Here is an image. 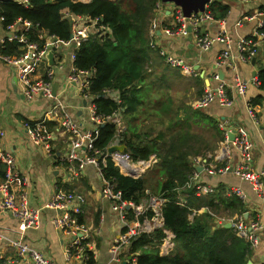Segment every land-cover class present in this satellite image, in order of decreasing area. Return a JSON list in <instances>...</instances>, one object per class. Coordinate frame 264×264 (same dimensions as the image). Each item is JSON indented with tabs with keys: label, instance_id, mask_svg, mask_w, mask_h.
<instances>
[{
	"label": "trees",
	"instance_id": "obj_1",
	"mask_svg": "<svg viewBox=\"0 0 264 264\" xmlns=\"http://www.w3.org/2000/svg\"><path fill=\"white\" fill-rule=\"evenodd\" d=\"M158 1L29 0V5L24 7L6 0L0 1V16L3 26L17 18L29 21L31 40L38 39L35 33L39 29L59 39L69 38L72 21L63 15L64 10L99 16L108 25L105 36H90L81 42L75 65L82 70L94 69L88 93L93 96L97 112L100 115H110L115 110L121 112L126 125L120 130V143L125 144V152L133 161L147 160L152 154L156 161L134 177L122 174L106 156L104 163H100L102 175L122 192L124 200L138 204L149 195L166 199L161 205L163 226L151 232L141 230L130 242L129 252L136 258L132 264H246L250 253L248 243L233 227L214 224L211 215L220 214L217 202L231 209L227 212L230 216L242 212L243 202L235 195L229 199L221 197L219 189L220 192L198 196L192 187L184 186L194 169L192 158L213 151L216 141L221 140V133L217 122L202 108L192 107L183 96L173 97V78L183 81L184 75L168 71L166 66L147 73V66H154L155 57H160L148 45V25ZM209 9L220 18L227 7L213 0ZM19 45L17 40L5 39L2 51L18 54ZM256 76L258 88L264 90V69H259ZM104 89L116 90L121 102L109 98ZM201 91L199 87L198 92ZM261 98L256 95L249 100V105L260 104ZM116 131L114 122L100 123L92 135L93 148L104 152L114 141ZM1 164L0 161V175H3ZM179 196L185 197L184 204L176 202ZM202 207L207 211L199 212ZM79 219L82 221L81 216ZM163 227L174 234V250L165 255L158 249L165 235ZM87 252L88 264H92L93 254Z\"/></svg>",
	"mask_w": 264,
	"mask_h": 264
},
{
	"label": "built area",
	"instance_id": "obj_2",
	"mask_svg": "<svg viewBox=\"0 0 264 264\" xmlns=\"http://www.w3.org/2000/svg\"><path fill=\"white\" fill-rule=\"evenodd\" d=\"M24 7L29 5V0H12ZM82 1V0H81ZM89 1V0H88ZM205 4L202 12H191L188 16L182 13V10L175 5L170 4V13L173 16V25L168 26L161 23V17L164 14L162 1L155 4L153 16L150 19L148 27V45L164 62L171 68H177L182 74L196 75L192 63L184 57L170 51L164 45L158 43L157 32L161 31L166 36L176 34L192 36L193 42L200 51H207L218 44L217 58L215 66L230 64L229 58L231 51L243 60H249L256 52V36L260 34L264 37V16L259 19L254 14H244L236 24L241 21H255V37L233 36L224 27H218L213 30L208 26L215 22L222 23V19L216 18L209 4ZM255 2L259 0H244ZM256 14L264 15V7L256 8ZM64 16L72 21L71 34L69 38L59 39L53 35H47L44 30H36L37 40H31L28 37L32 24L27 20L17 18L12 23L3 26L8 32L9 38L17 40L21 50L18 54H8L2 51L5 39H0V62L10 66L14 72L16 80L20 86V91L24 99L28 102L36 98L49 100V105L43 115L38 119L25 120L23 122L26 128L27 136L30 141L39 144L49 154L52 153V141L59 130L68 133L72 145L70 157L77 160L76 172L83 169L86 163H92L96 166L98 175L102 179L101 194L111 202V209L118 215V220L125 230L119 234V237L109 247L110 256L104 264H132L136 258L129 252V244L141 231L137 225H130L125 218V211L128 207L133 208L135 216L142 211L141 205H135L131 201L122 198V192L114 188V183L105 179L102 175L100 163H104L105 157L109 156L116 163H121L127 170L134 168L135 161L132 160L129 153L123 151H113L107 153V147L114 144H120V114L115 110L110 115H100L93 102V96L88 93L90 80L94 74V69L82 70L75 65L76 51L81 42L90 36L98 38L108 33V25L105 24L99 16H87L69 13L64 10ZM3 17L0 16V21ZM54 49L60 51L68 50L69 68L67 72V83H74L82 95L86 98V110L92 127L83 129L76 123L69 114L66 105L58 95H52V80L54 70L52 66L46 65V54L48 50ZM235 49V50H234ZM56 51V52H57ZM45 63L43 73L38 74V67ZM53 64V63H52ZM61 67V63L57 64ZM232 66V76L229 80L220 78L215 72L213 85H206L201 95L195 99L193 105L198 108H206L211 103H217L220 107L229 108L233 105L234 99L231 93L245 97L247 92V81L238 73L234 64ZM250 82L255 86L259 85V79L254 75ZM104 94L116 102H121L119 93L116 90L104 89ZM248 113L255 119L253 107L247 102ZM59 117L60 128L52 130L48 124L49 120ZM110 120L116 125L115 139L102 152L94 149L92 146V135L97 130V126L103 121ZM217 126L220 129L221 140L219 147L212 153L205 156H195L192 158L193 170L186 180L184 186L192 187L195 193H212L215 191L213 185L204 183L201 173L215 176L230 171L239 180L249 183L254 193L264 199V167L256 170L252 166L250 150L252 141L250 140L249 130L241 124L231 127L228 119L221 118L217 120ZM234 129V137L229 139V133ZM4 129L0 126V161L3 165V175L0 181V211H6L13 216L17 222V236L7 239L8 247L14 249L15 256L7 255L1 246L4 236L0 234V264H55L53 259L43 252L29 246L23 241V235L28 228L39 226L41 208L53 209L51 222L55 230L69 237L68 241L62 246V252L66 260L77 259L78 264H88L90 251L86 238L90 227L80 221L79 217L83 213V206L86 203L84 193L74 189H56L50 199L42 207H33L28 199V183L26 176L21 173L16 165L14 156L10 151L4 148L2 140ZM264 136V134H263ZM264 139V137H263ZM84 147L86 152L83 157L78 156L77 149ZM138 161V160H137ZM219 162L218 165L215 163ZM198 167V168H196ZM225 192L228 195H235L240 200L246 199L245 191L237 185L229 186ZM165 198L154 196L150 199L146 209L154 210L161 214V205ZM178 204H182L178 199ZM145 208V206H143ZM213 216V214H211ZM216 225L231 223L235 233L242 237L249 245L250 250L259 247L264 239V222L258 219H245L242 213H236L228 218L215 215ZM94 255V254H93ZM94 258V256H93ZM131 258V262L128 260ZM92 264H96L94 261Z\"/></svg>",
	"mask_w": 264,
	"mask_h": 264
},
{
	"label": "crops",
	"instance_id": "obj_3",
	"mask_svg": "<svg viewBox=\"0 0 264 264\" xmlns=\"http://www.w3.org/2000/svg\"><path fill=\"white\" fill-rule=\"evenodd\" d=\"M218 1L226 5L227 9L225 15L219 18L222 19V23L215 22L211 25L208 24L211 29L215 30L220 26L222 28L224 27L233 36L255 37L256 34H254V31L256 26L254 20L241 21L240 24H236V22L244 14H254L256 19L263 17L264 15L262 14H256L255 10L260 6H262L260 8L264 7V0L255 2H247L244 0ZM162 9H164L165 15L161 17V23H166L168 26L173 25L170 4L165 3L162 5ZM0 39H12L9 38V34L3 28L1 21ZM156 39L158 43L192 63L197 74H183L186 81H182V84L185 83V85H183V89L181 90L184 94L186 91L195 92V90L199 93V87L203 91L206 85H213L215 83L213 74L215 72L218 73L219 70H221L223 78L229 80L233 73L231 65L234 64L236 66L238 73L247 81L245 97L232 92L231 95L234 103L231 107H220L217 103H211L202 109L216 122L218 119L225 118L229 120L231 127L238 124L244 125L249 130L250 140L252 141L250 150L252 166L256 170L262 169L264 167V90L252 84L250 79L257 74L259 69H264V37L260 34L256 36V52L249 60L241 59L232 50V56L228 59L230 64L225 63L218 67L215 66L218 44L207 51H200L194 44L192 36L189 34L166 36L161 31H158ZM160 58L163 60L161 56ZM52 62L53 64L50 65L47 60L46 65L52 66L54 70L52 85L55 82L58 83L56 94L63 100L69 114L76 123L83 129L91 128L92 122L89 120L85 107L86 98L74 83H67L66 76L69 68L68 50L62 49L55 52ZM59 63H61V67L57 66ZM165 66L169 71L181 73L179 69L171 68L166 63ZM44 69L45 63H41L38 67V74L43 73ZM258 94L262 98L260 104L252 106L255 114V119H253L248 113L247 102ZM194 97L196 98V96ZM194 101H192V104ZM185 102L188 103L189 101L185 100ZM49 103V100L44 98H36L30 102L26 101L20 91V86L12 68L0 62V126L5 131L2 143L4 148L14 156L18 170L27 178L30 205L33 207H42L58 188L74 189L84 193L86 203L83 206L81 218L82 222L90 227L86 242L88 243L90 251L94 254L93 259L96 264H104L110 256V245L125 230V226L120 224L117 213L111 209L110 200L100 192L102 179L98 175L96 166L92 163H86L83 169L78 173L76 172L78 162L74 160L75 158L73 156L70 157L72 145L68 133L59 130L53 139L52 153L54 152V155H49L41 145L29 140L23 122L41 117ZM119 114L121 117L120 111ZM48 124L52 130L59 129V117H54L52 120H49ZM125 125L121 117L120 125L117 128L124 130ZM218 145L219 141H216V147L213 151L208 150V152L212 153L217 150ZM77 151L78 156L83 157L86 149L81 147ZM155 161L156 156L152 154L147 160L135 161L134 168L130 170H127L121 163H115V165L119 167L122 174L130 175L129 173H131L133 174L131 176L136 177L141 175ZM215 164L218 165L219 162ZM1 166L3 171V165L1 164ZM201 178L204 183L215 187L214 192L222 191L221 197L226 199L232 197V195H228L225 192L229 186H240L246 193V199L244 201L241 200L243 202L241 213L244 218L258 219L264 222V199H261L254 193L248 182L239 180L230 171L215 176L202 172ZM1 179L2 175H0V181ZM214 192L196 193V195L205 196L213 194ZM152 196L154 195H149L140 203L135 204L142 206V211L138 216H135L133 208H127L125 218L128 224L137 225L140 230L145 232H151L163 226L162 215L154 210L146 209ZM177 199L182 204L186 202L183 196H179ZM217 203L220 207V213L227 214L231 210L228 207L223 208L220 202ZM204 211H207L206 207L199 209V212ZM54 214L55 211L53 209L41 208L39 226L36 228H28L23 235V241L29 246L50 256L55 264H78L77 259L66 260L63 255L62 246L68 241L69 237L54 229L51 222ZM212 217L213 223L216 224L215 214ZM16 230L17 222L15 218L6 211H0V234L4 236L1 246L7 255L15 256L14 249L7 245V239L17 236ZM163 231L165 235L158 245L161 255L168 254L174 250V234L171 230L164 227ZM248 260L252 261V264H264V239L257 249L250 250Z\"/></svg>",
	"mask_w": 264,
	"mask_h": 264
},
{
	"label": "water",
	"instance_id": "obj_4",
	"mask_svg": "<svg viewBox=\"0 0 264 264\" xmlns=\"http://www.w3.org/2000/svg\"><path fill=\"white\" fill-rule=\"evenodd\" d=\"M0 1H6V0H0ZM162 2L166 3V4H172L175 6H178L181 10L182 13L185 16H188L191 12H202L205 8V4L207 2H209L210 0H161ZM56 52V50L54 49H50L48 50L47 54H46V58L48 60V63L50 65H52V61H53V55ZM219 76L220 78H223L222 72L221 70H219ZM58 83H54L52 85V95H56V89H57ZM234 137V129L232 131H230L229 133V139L232 140ZM113 151H120L123 152L125 151V144L120 143V144H114V145H110L107 147V153L110 154ZM198 168V167H196ZM130 175H133L131 173H129ZM225 227H230L231 223H224ZM246 264H252V261L248 260L246 262Z\"/></svg>",
	"mask_w": 264,
	"mask_h": 264
},
{
	"label": "rangeland",
	"instance_id": "obj_5",
	"mask_svg": "<svg viewBox=\"0 0 264 264\" xmlns=\"http://www.w3.org/2000/svg\"><path fill=\"white\" fill-rule=\"evenodd\" d=\"M155 58H156V64L154 66L148 65L147 66V73H150L152 71L154 73L155 71H159V70L163 69V67H161V66H165L164 60H162L158 56H156ZM185 81L186 80H183V82H185ZM183 85H185V83L182 84V81H181L180 78L177 79L176 77H174L173 82H172V90H171V93H172L173 97H176V98H179V97H182L183 96L184 99L185 100H188L189 101L188 103L191 104V106H192L193 105L192 104V101L195 100V99H197L201 95V92L202 91L200 93H197L196 90H195V92H187L186 91V93L184 94V92H182V90H181V89H183L182 88ZM193 96H196V98L195 97L193 98ZM192 107H195V106L193 105ZM120 120H121V118H120ZM207 153H208V151H205V154H207ZM152 197H154V196H152ZM218 216H222V217H225V218L230 217V215H228L226 213H220Z\"/></svg>",
	"mask_w": 264,
	"mask_h": 264
}]
</instances>
